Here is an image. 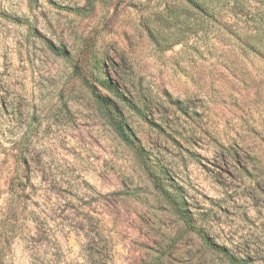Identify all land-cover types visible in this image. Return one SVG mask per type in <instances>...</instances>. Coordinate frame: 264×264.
<instances>
[{
    "label": "rangeland",
    "instance_id": "374dc122",
    "mask_svg": "<svg viewBox=\"0 0 264 264\" xmlns=\"http://www.w3.org/2000/svg\"><path fill=\"white\" fill-rule=\"evenodd\" d=\"M210 7L0 0V264H264V0Z\"/></svg>",
    "mask_w": 264,
    "mask_h": 264
},
{
    "label": "trees",
    "instance_id": "16d2710c",
    "mask_svg": "<svg viewBox=\"0 0 264 264\" xmlns=\"http://www.w3.org/2000/svg\"><path fill=\"white\" fill-rule=\"evenodd\" d=\"M211 6V0H182V42L188 41L191 38L192 34H197V29L195 30L194 24H190L189 22L185 21V18L190 16L191 11H196L200 14V29L204 34H206L207 25H205V19L214 18L215 11ZM84 10V9H82ZM219 31L224 32L225 34L229 35L230 30L227 27H220L218 28ZM263 28H255L253 41H249V33L247 32L246 28H241L238 32L239 34V42L238 46L241 52H247L248 50H252L256 53L261 52L262 50V40L261 37L264 34L262 31ZM101 85L108 91V93L115 98L116 101L122 102L123 104L128 105V107L132 110L137 111L136 105L133 103L128 102L125 97L122 95L120 91H116V89L110 85L106 80L101 81ZM95 100L97 102L98 107L108 120V123L113 127L115 132L124 140L125 143L132 146L134 143V137L128 133L126 130L125 124L120 120V113L118 112V108L116 106L115 100L108 96H100L98 94H94ZM144 161V160H143ZM156 188L163 192L164 195L170 200L171 205L174 208V211L178 214L179 218L185 223L188 228H194L191 223V217L189 214L185 212L183 207V201L181 198L175 197L172 195L170 191L165 189L160 183V181H154ZM204 243L209 245L211 248L216 249V245L211 243L207 238L202 237ZM218 250L224 254L226 257L230 258V255L226 252L223 247H217Z\"/></svg>",
    "mask_w": 264,
    "mask_h": 264
}]
</instances>
